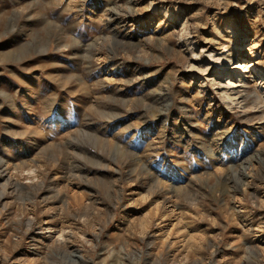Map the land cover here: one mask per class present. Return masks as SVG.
<instances>
[{"label":"rangeland","instance_id":"rangeland-1","mask_svg":"<svg viewBox=\"0 0 264 264\" xmlns=\"http://www.w3.org/2000/svg\"><path fill=\"white\" fill-rule=\"evenodd\" d=\"M0 264H264V0H0Z\"/></svg>","mask_w":264,"mask_h":264},{"label":"bare ground","instance_id":"bare-ground-1","mask_svg":"<svg viewBox=\"0 0 264 264\" xmlns=\"http://www.w3.org/2000/svg\"><path fill=\"white\" fill-rule=\"evenodd\" d=\"M223 58L224 59H227L229 62H232L233 63L236 60L234 50H231L230 49V51L227 54H224L223 55ZM253 64H254L253 60H246V59L245 60H240L237 63V65L235 67V70H234V71H237L236 74L231 75L230 76L231 78L229 79V81L226 82V83H224V84H223V82L216 81L217 79L220 80V77H218L216 79H213V81H214L213 83H215V84L218 83L217 85L221 89V95H222L223 98H225V99H227L229 101H233L234 98H236L237 95L243 96V95H241V92L244 91L245 90V87H246V78H245L246 72L248 71V68L250 66H252ZM217 74L218 75H221L222 74V71L220 69H217ZM225 84L228 87L225 86ZM240 100H241V98H240ZM242 100H243V106H242L243 108L246 107V106H249V103H250V98L249 97H246V96L245 97H242ZM251 101H253V100H251ZM252 107H254V106H252ZM48 229L50 230L51 228H48L47 227V230ZM62 231H64V229L62 227L59 228L57 230V232H59V233H57L58 234L57 237L53 238V240L55 239L57 243H59L61 245H65L66 242H67V238H66V236H64V234H62L63 233ZM51 235H52L51 233L48 234L49 237Z\"/></svg>","mask_w":264,"mask_h":264}]
</instances>
